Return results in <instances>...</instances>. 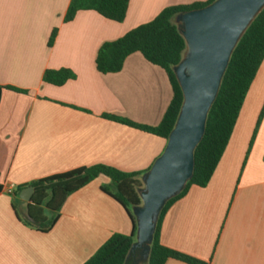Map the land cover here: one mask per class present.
<instances>
[{
	"label": "crops",
	"instance_id": "1",
	"mask_svg": "<svg viewBox=\"0 0 264 264\" xmlns=\"http://www.w3.org/2000/svg\"><path fill=\"white\" fill-rule=\"evenodd\" d=\"M70 1L0 0V264H83L110 235L131 233L125 209L100 189L105 175L70 193L46 232L27 222L20 192L5 188L97 164L149 168L166 140L109 116L157 125L172 96L165 71L135 52L120 71L102 74L97 50L164 7L206 0H129L122 22L89 9L65 22ZM59 68L74 78L42 81L46 69ZM263 99L264 59L209 182L192 185L165 212L163 246L207 264H264V112L249 147Z\"/></svg>",
	"mask_w": 264,
	"mask_h": 264
},
{
	"label": "trees",
	"instance_id": "2",
	"mask_svg": "<svg viewBox=\"0 0 264 264\" xmlns=\"http://www.w3.org/2000/svg\"><path fill=\"white\" fill-rule=\"evenodd\" d=\"M212 1L214 0L164 7L148 22L142 23L126 31L120 37L105 41L100 45L95 56V68L99 73L120 71L126 57L138 52L146 61L161 67L165 71L172 92L170 102L160 122L155 126L134 124L127 119L113 116H109V118L138 127L167 141L183 100L180 86L173 72V66L182 58L185 42L173 19L179 13L201 8ZM128 4L129 0H71L64 21H71L78 10L89 9L108 20L122 22ZM55 33L56 31L53 30L50 34L49 46L53 42ZM263 59L264 8L247 27L230 55L217 96L207 114L204 134L194 149L193 174L184 188L177 195L167 200L160 211L147 264H164L168 259H175L186 264H207L167 248L160 243L159 232L162 218L167 209L185 195L192 185L204 187L209 182L229 141L247 91ZM73 78V72L67 68L46 69L42 81L50 85L61 86ZM6 88L21 91L14 87ZM262 116L263 112L257 118L249 147L254 140ZM150 167L142 172H124L101 164L83 166L34 180L28 185L17 186L12 194H17L25 187H32L30 200L26 204V220L37 230L46 232L57 220L61 206L70 193L82 188L100 174L107 176L109 182L102 184L100 189L125 209L131 218L132 230L128 235L120 233L110 235L83 264H127L126 255L135 236V219L131 209L140 204L138 194V189L141 186L140 177ZM46 211L49 216L45 214Z\"/></svg>",
	"mask_w": 264,
	"mask_h": 264
},
{
	"label": "water",
	"instance_id": "3",
	"mask_svg": "<svg viewBox=\"0 0 264 264\" xmlns=\"http://www.w3.org/2000/svg\"><path fill=\"white\" fill-rule=\"evenodd\" d=\"M264 8V0H214L174 17L185 50L173 72L182 92V104L163 152L141 175L140 204L131 209L135 236L125 261L136 249L147 260L156 223L166 201L191 178L194 149L200 142L230 55L247 27ZM32 187L19 197L30 200Z\"/></svg>",
	"mask_w": 264,
	"mask_h": 264
},
{
	"label": "flooded vegetation",
	"instance_id": "4",
	"mask_svg": "<svg viewBox=\"0 0 264 264\" xmlns=\"http://www.w3.org/2000/svg\"><path fill=\"white\" fill-rule=\"evenodd\" d=\"M141 249H136L127 260V264H138L141 261Z\"/></svg>",
	"mask_w": 264,
	"mask_h": 264
},
{
	"label": "rangeland",
	"instance_id": "5",
	"mask_svg": "<svg viewBox=\"0 0 264 264\" xmlns=\"http://www.w3.org/2000/svg\"><path fill=\"white\" fill-rule=\"evenodd\" d=\"M258 69H259V68H258ZM257 71H258V70H257ZM244 112H245V109H244ZM261 112H264V99H263V101H262V103H261V106H260L259 110L257 111V113H258L257 118H258V116H259V114H260ZM256 121H257V120H256ZM255 125H256V123H255ZM105 184H107V183H105ZM141 187H143L142 182H141V186H140V188H141ZM45 214H47V216H49L48 213H45ZM138 264H147V260H141V261H139Z\"/></svg>",
	"mask_w": 264,
	"mask_h": 264
},
{
	"label": "built area",
	"instance_id": "6",
	"mask_svg": "<svg viewBox=\"0 0 264 264\" xmlns=\"http://www.w3.org/2000/svg\"><path fill=\"white\" fill-rule=\"evenodd\" d=\"M15 188H16V186H14L13 184H11V185H9V186H7V187L5 188V191H6L8 194H12L13 191L15 190Z\"/></svg>",
	"mask_w": 264,
	"mask_h": 264
}]
</instances>
